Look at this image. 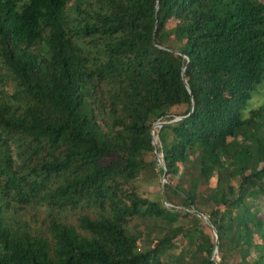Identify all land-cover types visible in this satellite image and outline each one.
Wrapping results in <instances>:
<instances>
[{"label":"trees","instance_id":"1","mask_svg":"<svg viewBox=\"0 0 264 264\" xmlns=\"http://www.w3.org/2000/svg\"><path fill=\"white\" fill-rule=\"evenodd\" d=\"M263 85L261 0H0V264H264Z\"/></svg>","mask_w":264,"mask_h":264},{"label":"rangeland","instance_id":"2","mask_svg":"<svg viewBox=\"0 0 264 264\" xmlns=\"http://www.w3.org/2000/svg\"><path fill=\"white\" fill-rule=\"evenodd\" d=\"M261 1L264 3V0ZM170 45L176 47V43L174 41H172ZM263 106L264 85L259 89L258 92L254 93V96L244 109L243 114L244 116H248L251 111H256ZM232 145L238 151L240 158H246L251 161L249 166L253 165L251 166L252 169H255L256 167L261 168L264 166V111L262 116H259L256 120H254V123L249 126L248 129H245L242 133L233 138ZM261 150L262 152L260 153ZM144 161L148 163L147 165H150V167H153V163H155L154 165L156 166V169H153L154 171L152 173L151 170L149 171L148 167H143L138 175V180L136 183L143 195H147L148 197L152 198L159 190V186L162 183V176L157 174L156 170L159 164L157 163V159L153 151L145 153ZM255 163H258V166H254ZM246 201L253 202L261 216L264 214V197L256 200L248 199ZM150 223L151 219L149 218H136L130 222L129 229L135 233H138L140 230H142L143 226H148ZM215 255L216 252L212 254V258H214Z\"/></svg>","mask_w":264,"mask_h":264},{"label":"water","instance_id":"3","mask_svg":"<svg viewBox=\"0 0 264 264\" xmlns=\"http://www.w3.org/2000/svg\"><path fill=\"white\" fill-rule=\"evenodd\" d=\"M157 8H158V2H157V4H156V10H157ZM177 53L180 54L179 52H177ZM184 69H185V67H183L182 70H181V77H182V80L184 81V84H185L186 89L190 92L189 87H188V84L186 83V81H185V79H184V74H183V73H184ZM180 119H181V118L178 117V118H176V119H174V120L168 122V124H170V123H174V122H176V121H178V120H180ZM164 124H165V123H162V122H156V123L153 125V127H152V132H151L152 145H153V147H154V154H155V157H156V159H157V163H158L159 166L163 169L162 183L165 182L166 171H165V169H164L163 162H162V160H161V158H160V154H159V152L157 151V148H156V144H157V135H156V136L154 135V131H153V130H154L155 128L160 129ZM195 214L200 218V220H201L203 223L208 224V221H207L206 216H204L203 214L198 213V212H195ZM208 225H209V224H208ZM209 226H210V228H211V230H212V232H213L214 238H215V242H214V250H213V253H215V252H217V247H218V236H217L216 230H215L211 225H209Z\"/></svg>","mask_w":264,"mask_h":264},{"label":"built area","instance_id":"4","mask_svg":"<svg viewBox=\"0 0 264 264\" xmlns=\"http://www.w3.org/2000/svg\"><path fill=\"white\" fill-rule=\"evenodd\" d=\"M218 260V259H217Z\"/></svg>","mask_w":264,"mask_h":264}]
</instances>
